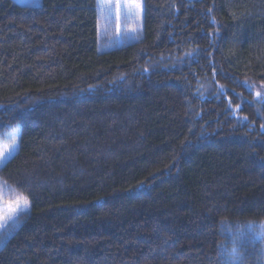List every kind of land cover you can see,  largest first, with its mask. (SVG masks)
I'll list each match as a JSON object with an SVG mask.
<instances>
[{
    "label": "trees",
    "instance_id": "obj_1",
    "mask_svg": "<svg viewBox=\"0 0 264 264\" xmlns=\"http://www.w3.org/2000/svg\"><path fill=\"white\" fill-rule=\"evenodd\" d=\"M142 3L101 48L97 0H0V264L263 263L264 0Z\"/></svg>",
    "mask_w": 264,
    "mask_h": 264
},
{
    "label": "rangeland",
    "instance_id": "obj_2",
    "mask_svg": "<svg viewBox=\"0 0 264 264\" xmlns=\"http://www.w3.org/2000/svg\"><path fill=\"white\" fill-rule=\"evenodd\" d=\"M23 4H38L40 0H17ZM99 13V37L101 48H107L122 42L132 41L140 36L143 17L142 0H97ZM260 95H263L260 92ZM262 97V96H260ZM15 140V145L13 141ZM18 145V129L6 131L0 137V159H9ZM1 166V165H0ZM23 197L10 193L0 180V245L18 225L20 216L29 210L17 209L23 206ZM15 212V215L10 213ZM251 239H255L262 247L264 264V223L247 226ZM240 239V237H238Z\"/></svg>",
    "mask_w": 264,
    "mask_h": 264
},
{
    "label": "snow or ice",
    "instance_id": "obj_3",
    "mask_svg": "<svg viewBox=\"0 0 264 264\" xmlns=\"http://www.w3.org/2000/svg\"><path fill=\"white\" fill-rule=\"evenodd\" d=\"M13 145H15V140L13 141ZM5 162V159H0V165L4 164ZM23 206L21 207L19 204L17 205V209L19 211H23L24 209L28 208L29 206V202H28V199L27 197H23ZM10 215H15V212L13 213H10Z\"/></svg>",
    "mask_w": 264,
    "mask_h": 264
}]
</instances>
